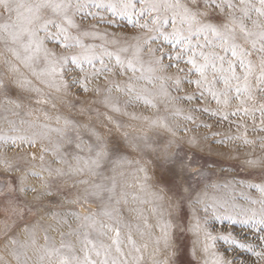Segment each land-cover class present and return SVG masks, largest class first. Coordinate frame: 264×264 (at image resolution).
Masks as SVG:
<instances>
[{"label":"snow or ice","instance_id":"1","mask_svg":"<svg viewBox=\"0 0 264 264\" xmlns=\"http://www.w3.org/2000/svg\"><path fill=\"white\" fill-rule=\"evenodd\" d=\"M0 264H264V0H0Z\"/></svg>","mask_w":264,"mask_h":264},{"label":"rangeland","instance_id":"2","mask_svg":"<svg viewBox=\"0 0 264 264\" xmlns=\"http://www.w3.org/2000/svg\"><path fill=\"white\" fill-rule=\"evenodd\" d=\"M204 119L206 120V118ZM206 122L213 124L212 131L226 130V125L217 126L215 121H206ZM190 127H195V126L190 125ZM196 134L200 137H203L204 135H209L210 133H209V130L201 128L198 130ZM215 139H219V137L210 139L203 143V147L205 151L202 153V155L205 157V159L209 161H216L217 164H219L222 167H228L229 165H237L238 161L231 160L228 158V154L232 150L233 145L229 144L227 146H222V145L214 143Z\"/></svg>","mask_w":264,"mask_h":264}]
</instances>
